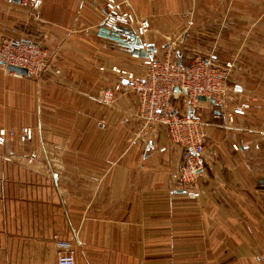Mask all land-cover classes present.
Returning a JSON list of instances; mask_svg holds the SVG:
<instances>
[{
  "label": "crops",
  "instance_id": "crops-1",
  "mask_svg": "<svg viewBox=\"0 0 264 264\" xmlns=\"http://www.w3.org/2000/svg\"><path fill=\"white\" fill-rule=\"evenodd\" d=\"M117 1L149 20L144 36L119 31L149 54L182 63L212 54L239 67L250 103L235 120L240 147L223 139L220 105L176 101L208 123L211 162L185 189L181 148L162 129L139 133L135 93L111 107L99 100L119 79L111 66L146 69L129 45L99 34L104 0H43L36 11L0 0V38L45 47L64 76L0 69V124L31 127L33 143L0 149V264H56L53 235L71 229L75 264H264V0ZM172 44L195 45V55Z\"/></svg>",
  "mask_w": 264,
  "mask_h": 264
},
{
  "label": "built area",
  "instance_id": "built-area-1",
  "mask_svg": "<svg viewBox=\"0 0 264 264\" xmlns=\"http://www.w3.org/2000/svg\"><path fill=\"white\" fill-rule=\"evenodd\" d=\"M42 1L22 0L23 5L34 11L39 9ZM100 25L117 32L134 26L135 36H144L150 30L147 18H138L133 10H124L117 0H104V15ZM9 45L15 46L11 42ZM133 47L140 49L136 44ZM5 52V58L0 60L4 65L21 66L28 72L39 53L37 49L24 44ZM131 56L140 59L146 67L143 74L136 75L131 70L111 66L110 70L119 79L101 89L99 100L105 107H111L118 93L134 92L137 96L135 116L141 124L139 133L162 129L169 136L171 144L181 148L182 160L176 173L177 180L185 189L192 190L198 186V177L207 160L208 123L190 113L180 112L176 101L182 98L192 104L197 103L200 96H204L206 101L213 99L224 112V127L232 128L236 117L245 115L250 108L249 101L242 98L244 87L230 82L234 62L226 60L218 63L212 54L207 58L196 56L188 63L173 58L169 52L162 57H155L151 54L140 56L132 51ZM12 134L0 128V145ZM23 134L30 139L31 129L23 128ZM230 146L233 150L240 147L237 141H232ZM159 150L164 151L165 147ZM53 239L56 264H75L76 248L81 246L77 231H57Z\"/></svg>",
  "mask_w": 264,
  "mask_h": 264
},
{
  "label": "rangeland",
  "instance_id": "rangeland-1",
  "mask_svg": "<svg viewBox=\"0 0 264 264\" xmlns=\"http://www.w3.org/2000/svg\"><path fill=\"white\" fill-rule=\"evenodd\" d=\"M10 42L12 44H15V46H13V47L10 46L9 45ZM20 42H22V43H20ZM20 44H24L27 47H30L31 49L33 48V49H37L39 51V53H37L36 61L33 64H31L29 67L30 71L27 74H20L17 72L9 71L6 68V65H4V63L1 61H0V69L4 70L11 77L18 78V79L26 78V79L34 80L35 78L39 79V78L45 77L48 81H52L54 83H56V82L58 83V81L62 79L63 75H62V71H61L60 67H58V65L55 64L53 58L48 57V54H49L48 50L45 47L40 46L37 43L25 41L23 39L13 38L11 36L10 37H1L0 38V60H3L5 58V54H6L5 51L6 50L11 51L12 49L18 47ZM179 45H181V44H172V47H171V45H169L170 47L169 46L168 47L171 49V52H173V49H176L178 46V50L180 49V50L184 51L185 54L195 55V52H193V49H196L195 45L192 46V44H188V45L182 44L181 48H179ZM165 47H167V45H165ZM206 49L207 50L210 49V45H209V47H208V45H206ZM212 51L213 50H211L210 53H212ZM192 52H193V54H192ZM173 56H174L173 58H176L177 55L176 56L173 55ZM216 62L219 63V60L216 59ZM238 69H239V67L232 68V72L230 75V80H231L230 82L231 83H238L241 86H243V84H242L243 78H242V76H240L241 70H238ZM0 128L5 129L8 133H13L11 136H9L7 138V140L3 144L0 145V149H2V148H13V147L21 148V147L33 146L32 140H30V139L25 140V141L21 140L20 142L16 140L17 133L23 134V128H30L31 129V127L23 126V125H20L18 127H7L5 125L0 124ZM239 131H240V129L234 123L232 128L227 129L228 133L224 135L223 139L230 142V143L232 141H238L237 140L239 138L238 135H240ZM31 133H32V131H31ZM25 138H26V136H25ZM206 150H207V153H206V157H207V156H209L208 154H210V151L208 148ZM208 159L209 158H207V160L205 161L204 167L207 165L208 162H211V161H208ZM198 179H199V177H198ZM197 182H198V180H197Z\"/></svg>",
  "mask_w": 264,
  "mask_h": 264
},
{
  "label": "water",
  "instance_id": "water-1",
  "mask_svg": "<svg viewBox=\"0 0 264 264\" xmlns=\"http://www.w3.org/2000/svg\"><path fill=\"white\" fill-rule=\"evenodd\" d=\"M122 30V29H121ZM128 30V29H127ZM99 34L104 36V37H108L112 40H115L123 45H129V47L132 48V51L138 53L140 56H147L149 53L146 52L145 49H142V47L140 46V49H135L133 47V44H131L129 41L123 39L120 35V32L117 31H111L108 28L104 27V26H100L99 28ZM132 37H134V34H132ZM138 45V44H137ZM7 70L9 71H13V72H17L20 74H27V69L21 66H17V65H12V64H7L6 65ZM199 101H206V98L204 96H200ZM210 103H214L213 99H209L208 100ZM261 182H264V179L261 180Z\"/></svg>",
  "mask_w": 264,
  "mask_h": 264
}]
</instances>
